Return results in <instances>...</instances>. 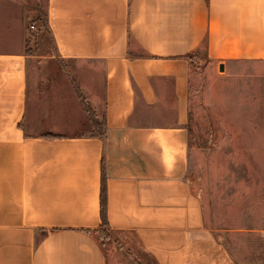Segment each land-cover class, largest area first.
<instances>
[{
  "label": "crops",
  "instance_id": "crops-1",
  "mask_svg": "<svg viewBox=\"0 0 264 264\" xmlns=\"http://www.w3.org/2000/svg\"><path fill=\"white\" fill-rule=\"evenodd\" d=\"M45 2L56 57L105 131L92 134L71 91L37 88L45 57L26 53L19 2L0 0V264H106L86 233L100 228L102 174L110 230L155 264H234L186 179L188 59L263 63L264 0Z\"/></svg>",
  "mask_w": 264,
  "mask_h": 264
},
{
  "label": "rangeland",
  "instance_id": "rangeland-1",
  "mask_svg": "<svg viewBox=\"0 0 264 264\" xmlns=\"http://www.w3.org/2000/svg\"><path fill=\"white\" fill-rule=\"evenodd\" d=\"M15 1L26 17V53L45 57L34 64L37 88L55 90L59 98L71 91L82 103L80 93L91 109L74 64L56 57L45 24V0ZM188 60L186 179L200 201L206 229L234 264H264V62H240L219 72L207 63L203 48ZM52 121H36V131ZM102 248L106 264H155L128 232H111Z\"/></svg>",
  "mask_w": 264,
  "mask_h": 264
},
{
  "label": "trees",
  "instance_id": "trees-1",
  "mask_svg": "<svg viewBox=\"0 0 264 264\" xmlns=\"http://www.w3.org/2000/svg\"><path fill=\"white\" fill-rule=\"evenodd\" d=\"M78 98L81 99L82 104L84 106V110L91 122V125L93 129L97 130V134L100 138L104 136V131H105V124L104 120L102 122H98L96 120V117L94 113L91 111L89 106L87 105L86 101L81 97L80 93H77ZM100 228L95 230V231H87V234H90L94 236L96 241L102 246V242L105 239H109V235L111 232H114L110 230L109 225L107 223L106 219V195H105V178L104 175L102 174V180H101V191H100Z\"/></svg>",
  "mask_w": 264,
  "mask_h": 264
},
{
  "label": "water",
  "instance_id": "water-1",
  "mask_svg": "<svg viewBox=\"0 0 264 264\" xmlns=\"http://www.w3.org/2000/svg\"><path fill=\"white\" fill-rule=\"evenodd\" d=\"M223 69H224L223 66L222 65H219V71L220 72H223Z\"/></svg>",
  "mask_w": 264,
  "mask_h": 264
}]
</instances>
